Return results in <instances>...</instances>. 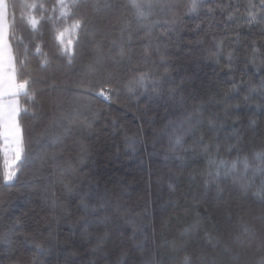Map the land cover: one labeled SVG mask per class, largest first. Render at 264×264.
<instances>
[{"label":"trees","instance_id":"obj_1","mask_svg":"<svg viewBox=\"0 0 264 264\" xmlns=\"http://www.w3.org/2000/svg\"><path fill=\"white\" fill-rule=\"evenodd\" d=\"M19 2V0H17ZM50 3L51 0H48ZM102 4L112 3L114 0H101ZM126 3L127 0H116ZM182 5L188 0H181ZM227 3L229 0H217ZM240 6V13L244 12L247 0H232ZM153 19L163 18L159 9ZM182 6L179 10L183 15ZM93 15V28L96 30V42L105 51L109 47V40L119 35L122 23L117 18L119 12L101 10ZM21 9L17 8L16 22L12 28L13 46L20 53L28 47V64L36 69L34 75L42 79L34 85L37 100L32 111L27 115L21 114V123L25 129L27 143V159L21 164L18 181L10 188H0L3 200L0 202V234L6 233L8 227L16 217L21 218V231H30L38 238H46L51 231L59 242V255L45 258V264H118L120 253L128 251L123 264H145L150 252L155 249L157 259L162 264H182L185 252L196 259V264H211L218 256L220 247L213 248L207 244L204 232L198 235L181 236L185 227L197 218V214L204 219L206 229L213 235L220 237L222 244L228 242L231 255L224 254L226 264H258L264 257V204L251 195L244 196L237 189L226 187L221 198L217 199L215 189L205 191L199 183L189 180V173L204 166L199 158H186L183 162L175 158H165L167 139L153 141L154 129L163 127L167 118H174L175 113L163 102H149L141 96L138 101L122 93L119 101L111 108L106 103H100L91 97H84L75 83L89 78V65L95 54L93 44L86 42L78 51L71 65L62 59H53L52 64L44 70L39 69L41 57L35 53L36 43H42V51L52 56V41L46 32L43 37L32 33L29 26L20 19ZM170 15V14H169ZM219 19H223L219 11ZM186 28L178 31L171 41L179 48L170 47L175 53V63L181 67L177 76L187 75L190 79L186 83L185 95L191 93L197 99L207 100L218 91L217 84L224 81L226 70H222L213 63H197L202 55L200 46L195 44L197 33L191 31L192 23L187 17L184 20ZM207 22H205L206 27ZM241 38L247 37L250 42L256 40L264 44V36L258 28L239 29ZM223 36L219 27L210 30L209 35L200 34L201 39L210 42L211 36ZM67 37L66 39H70ZM189 42H192L191 44ZM140 43L134 44L136 49L132 64L135 65L140 57ZM191 49V50H189ZM107 67L117 73H122L123 66L113 67L107 62ZM150 65L141 63V70ZM153 72L156 69H152ZM94 78V77H93ZM22 99V103H24ZM235 102V101H233ZM255 102L241 104L237 111L240 119L236 124L244 143L257 146L264 141V110L257 109ZM91 105L93 110L100 112L91 133L73 127L65 131L63 116L74 111H83ZM214 105L208 106V111H215ZM118 119L122 130H114L111 119ZM254 119L255 125L249 120ZM143 127V143L137 141L135 145L126 144L123 130L135 132ZM232 122L226 125V131H231ZM223 137L224 133H220ZM87 149V155L82 165L83 171L75 177L65 176V182L73 181L81 192L91 190L93 195L107 192L110 201L107 214L111 217L107 224L92 223L89 231L91 237L81 235L79 230L71 227L76 219L83 215V210L77 207L78 197L69 194L64 185L58 182L61 167L67 160H75L81 153V148ZM162 150H161V149ZM55 155L57 158L52 159ZM4 166V155L0 153V173ZM259 184V178H257ZM172 188H169V184ZM56 200L61 208L53 209L52 201ZM198 205V206H197ZM119 207V215L113 209ZM145 226V233L150 237L147 244L149 251L141 254L132 247V223ZM252 229V233L244 234V227ZM155 228V244L151 241L152 228ZM108 232L104 244L107 259L97 254L93 256L90 249L95 244V236ZM11 235V234H10ZM240 235L239 241L233 236ZM139 239L142 236L138 235ZM175 239L178 243L186 242L184 251H173L167 241ZM56 241H53L55 244ZM75 251V256H66L64 249ZM33 250L23 244L21 238L12 236V245L7 241L0 242V264H31ZM234 258V259H233Z\"/></svg>","mask_w":264,"mask_h":264},{"label":"snow or ice","instance_id":"obj_2","mask_svg":"<svg viewBox=\"0 0 264 264\" xmlns=\"http://www.w3.org/2000/svg\"><path fill=\"white\" fill-rule=\"evenodd\" d=\"M182 6L185 9L183 15L179 12ZM101 7L109 12H119L117 19L122 23L119 35L109 40L107 51L96 42L94 17L90 14L99 12ZM17 8L21 9L20 19L29 26L32 33L43 37L47 32L52 41L51 57L42 51V43L35 45V53L41 57L39 69H47L54 58L71 65L78 51L90 41L95 58L89 65V78L74 85L82 96L106 103L109 108L119 101L122 93L127 94L129 99L135 97L137 108L141 96L149 102L165 103L177 113L174 118H167L162 128L153 130L154 143L156 140L167 139L165 158L171 157L181 162L186 158L202 159L204 166L190 172L189 180L199 183L205 191L215 189L217 199L221 198L226 187H231L264 204V141L257 146L246 145L236 128L240 119L236 110L241 104H251L259 98L256 108L264 110V44H258L256 40L249 42L247 37L242 39L239 31L241 27L258 28L264 36V0H247L242 14L240 6L232 0L227 3L188 0L183 5L181 0H127L126 3L114 0L103 4L101 0H51L50 3L48 0H0V153L4 155L0 188L14 186L19 179L21 164L27 159L21 114L31 112L35 115L32 106L38 100L34 85L42 79L34 75L36 69L29 67L28 47L25 46L20 53L13 46L12 28L16 22ZM156 9L163 13V18H152L157 15ZM217 11L223 19L217 18ZM185 17L193 25L190 30L197 33L195 44L200 46L202 52L196 62L213 63L226 70L227 78L217 84L218 91L207 100L197 99L191 93L185 95V85L190 79L187 69H184L183 76L174 75L181 71V67L175 63V53L169 49L179 48V45H170L168 41L187 27ZM214 27H219L225 35H212L210 42L199 38L201 33L209 35ZM66 36L71 38L66 39ZM137 42H142L141 60L133 65L136 52L134 44ZM107 62L113 67L123 66L122 73L107 67ZM141 63L150 67L141 70ZM209 105H214L216 110L208 111ZM99 117L100 112L88 105L85 110L67 113L62 118L65 131L70 132L73 127H78L91 133ZM229 121L232 122L231 131H226ZM110 123L114 130H122L117 118L113 117ZM255 123L254 119L249 120L250 125ZM221 132L224 133L223 137ZM123 135L126 144L135 145L137 141L143 143L142 126L135 132L124 129ZM86 155L87 149L82 147L75 160L65 161L58 182L64 185L69 194L78 197L77 207L83 210V215L71 227L74 231L79 230L81 235L91 237L89 227L92 223L107 224L111 218L107 214L110 204L107 192L100 195L97 191L94 196L91 190L81 192L73 181L65 182L64 179L65 176L75 177L83 171ZM56 158L52 156L53 160ZM169 188H172L171 183ZM2 200L0 195V202ZM52 207L61 212L66 211L56 200L52 201ZM113 212L119 215L121 209L116 207ZM204 219L197 214V218L180 235H198L203 231V239L207 244L213 248L222 245L211 264H226L224 254L231 255V246L228 242L222 244L220 237L213 236L206 229ZM132 228V247L141 254L149 251L146 246L150 237L145 233V226L133 222ZM20 229L21 218L16 217L7 232L0 234V242L7 241L11 247L12 236L20 237L21 242L33 250L31 264H45V258L59 255V242L51 231L46 238H38L32 232ZM252 231L248 226L244 227V234ZM138 235L143 238L139 239ZM155 235L153 227V244ZM107 238V231L95 236V244L90 249L93 256L99 254L107 259L104 250ZM240 238V235L232 237L234 241ZM53 241H56L55 244ZM166 243L173 251H184L186 247V242L178 243L175 239ZM261 246H264V240ZM64 252L66 256L76 255L75 251L67 248ZM128 254L127 250L122 251L118 264H123ZM162 259H157L156 250L153 249L145 264H162ZM182 264H196V259L185 252ZM258 264H264V257L259 259Z\"/></svg>","mask_w":264,"mask_h":264},{"label":"rangeland","instance_id":"obj_3","mask_svg":"<svg viewBox=\"0 0 264 264\" xmlns=\"http://www.w3.org/2000/svg\"><path fill=\"white\" fill-rule=\"evenodd\" d=\"M160 149H161V148H160ZM162 149H164V151H166V150H167V149H165V148H162ZM162 149H161V150H162ZM9 158H10V154H9Z\"/></svg>","mask_w":264,"mask_h":264}]
</instances>
